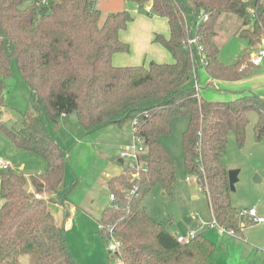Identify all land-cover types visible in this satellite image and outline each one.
I'll use <instances>...</instances> for the list:
<instances>
[{
  "label": "trees",
  "instance_id": "1",
  "mask_svg": "<svg viewBox=\"0 0 264 264\" xmlns=\"http://www.w3.org/2000/svg\"><path fill=\"white\" fill-rule=\"evenodd\" d=\"M24 1L0 0V82L11 75L10 63L15 59L19 78L30 91L20 116L21 130L0 122V133L17 149L41 157L45 165L31 178L33 193L26 190V178L19 171L0 169V264H22L25 257L23 264H78L49 201L36 196L47 191L64 199L68 194L61 189L66 153L50 136L46 118L57 120L73 113L86 134L130 122L132 135L143 141L139 159L144 166L126 165L108 179L109 194L118 206L104 208L98 220L106 239L116 237L114 255L121 263L213 264V241L198 233L187 243L178 242L166 222L152 219L141 202L157 183L165 193L172 190L176 160L160 139L170 133L175 116H185L188 123L181 145L186 171L206 194L216 221L242 233L240 211L229 200L226 142L231 131L242 145L250 110L258 114L256 140L264 136V99L248 91L228 100L201 102L196 84L202 67L211 77L234 81L258 66L249 62L248 52L224 65L214 37L218 18L234 14L243 25L251 24L239 35L252 46L261 43L264 4L261 0H126L140 8L150 3L166 19L168 37L155 33L153 41L173 61L116 66L112 55L129 51L119 38V31L132 20L128 11L107 14L100 21L97 0H34L27 5ZM201 14L208 17L197 22ZM194 35L202 44V54L186 44ZM6 108L0 92V113Z\"/></svg>",
  "mask_w": 264,
  "mask_h": 264
},
{
  "label": "rangeland",
  "instance_id": "2",
  "mask_svg": "<svg viewBox=\"0 0 264 264\" xmlns=\"http://www.w3.org/2000/svg\"><path fill=\"white\" fill-rule=\"evenodd\" d=\"M32 1L34 0H25L24 5ZM261 3L264 4V0H261ZM96 7L101 13L100 21L107 14L122 10L128 11L132 17L126 27L119 31L120 38L129 45V51L121 52L119 55L123 61L128 63L120 66L139 65L144 61L146 64L156 58L161 59V62L171 63L173 61L172 55L162 47L150 45V50L147 48L144 52H139L134 47L135 41L142 38L143 35L150 37L152 32H157L165 37L168 35L167 22L158 17L150 3L140 8L132 1L97 0ZM141 22H145V27L138 26ZM243 27H251V24L243 25L241 18L234 14H222L218 18L214 40L219 48L218 59L224 65L235 63L244 52L250 54L258 50L256 45L252 46L239 35V30ZM262 43L263 40L259 44ZM10 66L11 75L4 80L3 84L0 82V92L7 105V108L0 113V122L9 128L20 131V116L28 106L30 91L19 78L15 59L11 60ZM260 66H252L249 74L257 71ZM223 81L225 80L209 76L203 67L200 68L198 72L199 100L201 102L228 100L232 86L224 84ZM247 115L248 123L242 145L237 143L231 131L227 136L224 164L228 170H238V180L235 183V190L229 193V200L237 210L254 209L258 217L264 218V136L260 140L255 138L254 125L258 117L257 111L250 110ZM49 120L52 119L46 118L50 136L58 141L66 154L70 155L72 146L81 135L73 137L72 134L81 131V126L76 119L71 117L64 120ZM187 123V117L175 116L171 122L170 133L162 135L160 139L176 160L177 180L173 184L172 190L165 193L161 184L153 185L143 198L142 206L152 219L164 220L167 230L175 236H187L191 229H195L196 234L201 233L217 245L224 246L225 244L226 246V243L231 240L232 244L215 251L214 262L216 264L261 262L264 256V222H254L245 214H240V220L244 224L242 238L238 233L231 236L227 233H220L216 228L197 227L202 222L206 224L212 222V214L206 194L201 190L196 180L187 173L184 165L181 137ZM130 125V122H127L119 127L127 134L126 142L124 136L120 137L119 147L132 143L133 135ZM114 157L111 162L116 174L126 165L137 168L144 166V162L140 159H123L122 165L117 157ZM0 158L10 161L16 167L22 165L24 169L19 171L26 178L27 184L32 181V175L43 171L45 165L41 157L30 151L14 147L10 139L2 133H0ZM82 168L83 166L80 165L74 167L68 165L62 186L63 191L68 192L67 199L62 202L63 212L66 210L68 215L73 218L75 227L74 230L66 232L62 225L68 251L78 264H122L120 259L114 255L115 250L110 249L111 245L117 243L116 237L110 235L106 239L98 221L102 210L112 205L109 199V190L103 183L98 182L94 183L88 192L78 191L77 179L79 171L80 174L82 173ZM255 176H258L260 180L254 181ZM27 184L25 185L26 189ZM58 204L61 205V202ZM193 224H197V226L193 227ZM255 243L259 247L258 250L251 247V244ZM24 259L22 264L27 262V257Z\"/></svg>",
  "mask_w": 264,
  "mask_h": 264
},
{
  "label": "crops",
  "instance_id": "3",
  "mask_svg": "<svg viewBox=\"0 0 264 264\" xmlns=\"http://www.w3.org/2000/svg\"><path fill=\"white\" fill-rule=\"evenodd\" d=\"M32 2L26 3L25 5L31 4ZM155 17H157V16H155ZM158 17L161 19H164V21H166L165 18L160 17V16H158ZM145 25H146L145 22H141L138 26L143 28V27H145ZM155 33H157V32H152L150 37H146L145 35H143L142 38H139L137 41H135V43H134L135 49H138L139 52H144L147 50V48H148V50H150V45H155V46L162 47L163 49H165L159 43H156L153 41ZM168 35H169V28H168ZM168 35L166 36V38L168 37ZM119 38H120V36H119ZM122 41H124V40H122ZM256 46L259 48L260 44H257ZM151 49H152V47H151ZM120 53L121 52H118V53H114L112 55V63L116 66L125 65L128 63V62L123 61L121 56H119ZM152 56H154V55H152ZM151 60H154V59H151ZM155 60H157L156 62H159L161 59L156 58ZM263 62H264V59L262 60L261 64ZM144 63H145V61L143 62V64ZM135 64H137V63H135ZM261 64H259V66ZM199 70H198V72H199ZM223 82L226 85L232 86V89L229 91V99H232V98L238 96L239 94L244 93V92H248V91H252L264 99V63L259 67V69L257 71H255L251 74H248L247 76H245L242 79H238V80H234V81L233 80H225ZM244 86H246V87H244ZM66 118H70V117H61L57 120H60V119L64 120ZM49 121H52V120H49ZM78 134H81L80 138L72 146L71 154L70 155H69V153L66 154L67 164L69 166H71V167L78 166V165L83 166L81 174L79 171V175H78V179H77V184H78L77 190L78 191L84 190V191L88 192L89 189L92 188L93 184L98 183V182L103 183V185L107 187L108 179L111 176L116 175V171H114L115 168L113 166V163L111 162L112 158H115L114 156H116L118 161L121 162L123 165V160L120 161L121 158H119V156H118L119 150L121 148V147H119V142L121 141L120 140L121 136H124V140L126 142L127 134H125V131L121 130V128H119V126L118 127L114 126V124H109V125L101 128V129L95 130L89 134H86V133H84L83 130H81L78 132H74L72 135H73V137H77ZM84 167H85V169H84ZM124 167L125 166L122 167V170ZM13 168L17 171H19V170L21 171L22 169H24L22 165H20L18 167L13 166ZM119 173H117V174H119ZM36 174H39V173H35L32 176H35ZM65 174H66V171H65ZM75 184H76V182H75ZM27 185L28 186H27L26 190L30 193H33L34 192L33 182L31 181ZM62 186H63V183L61 185V189H63ZM36 196L40 197V198H44L47 201H49V203H48L49 210H50L55 222L60 226L63 225L65 227L66 232L75 229L74 223H73V218L68 215V212L66 210H64V212H63L64 207L62 205V202L64 200H66L67 197H65L64 199H60L59 197H56L55 195H53L51 192H47V191H44L42 193H37ZM60 202H61V205L58 204ZM0 205H1V199H0ZM72 210H73V208H72ZM196 226H197V224H195V226H193V227H196ZM197 227L200 228V226H197ZM239 236L241 238L244 236L243 230H242V233L239 234ZM211 241H213V240H211ZM230 244H232L231 240L226 243V246L224 244V246L227 247ZM224 246L216 244V250H218L220 248L223 249ZM251 247H253L257 250L259 248L256 243L254 245L251 244ZM215 251H214V253H215ZM214 253L212 255V263L216 264L214 262ZM226 264H227V262H226ZM253 264H264V256H263V260L261 262H256Z\"/></svg>",
  "mask_w": 264,
  "mask_h": 264
},
{
  "label": "built area",
  "instance_id": "4",
  "mask_svg": "<svg viewBox=\"0 0 264 264\" xmlns=\"http://www.w3.org/2000/svg\"><path fill=\"white\" fill-rule=\"evenodd\" d=\"M149 10L147 9V12ZM208 17L207 14H201V16L197 19V22L206 20ZM263 41H264V37H263ZM186 44L188 45V47H194L196 48L198 54H202V44L199 42L198 37L197 36H192L189 37L186 40ZM192 50V49H191ZM264 58V48L262 47V44H260L258 50L254 51L253 53H250V57H249V62L253 65H259L262 60ZM201 61H204V59H201ZM195 69V68H194ZM195 74V71H193ZM198 84H196V89L198 90ZM198 99H199V95L197 93ZM144 150V146H143V141L139 138L133 135V141L132 143L126 144L125 146L121 147L119 150V158L123 159H139V154ZM13 168V165L11 164L10 161L8 160H3L0 158V169L3 168ZM137 168V167H136ZM189 179V177H188ZM130 193H133V190L130 191ZM109 199L111 201L112 204H114V207L117 208V204H115V197L112 193L109 194ZM240 214H245L246 216L251 218V221L254 222H258L261 223L264 221V218L262 217H258L256 215V212L254 209H248V210H240ZM198 226H200V228H216L218 229L219 232L221 233H227L229 235H234L235 232L232 229H227L225 227H223L222 225H220L216 219L214 218V216L212 215V222L206 224V223H200ZM196 235V231L195 229H191L187 236H181V235H176V239L178 242H182V243H187L189 240L193 239ZM117 247V243L113 244L110 246V249L115 250Z\"/></svg>",
  "mask_w": 264,
  "mask_h": 264
},
{
  "label": "water",
  "instance_id": "5",
  "mask_svg": "<svg viewBox=\"0 0 264 264\" xmlns=\"http://www.w3.org/2000/svg\"><path fill=\"white\" fill-rule=\"evenodd\" d=\"M201 13H203V10H202ZM262 47L264 48V41L262 43ZM70 117L76 119V115L74 113L71 114ZM120 161H122V159ZM237 175H238V170H236V169L228 170V183H229L230 191H234L235 190V183L238 180V176ZM258 180H260L259 177L255 176L254 177V181H258ZM193 226H195V224Z\"/></svg>",
  "mask_w": 264,
  "mask_h": 264
}]
</instances>
